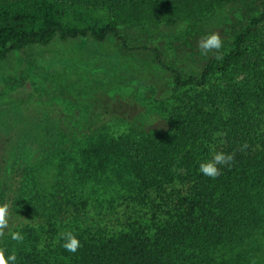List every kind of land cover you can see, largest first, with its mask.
Listing matches in <instances>:
<instances>
[{"label":"trees","instance_id":"16d2710c","mask_svg":"<svg viewBox=\"0 0 264 264\" xmlns=\"http://www.w3.org/2000/svg\"><path fill=\"white\" fill-rule=\"evenodd\" d=\"M239 1L260 12L235 27L220 60L201 54L187 69L138 45L142 27H197ZM57 41L151 53L171 74L167 124L138 131L97 113L32 120L15 103V121L0 122V203L23 240L5 229L0 250L14 264H264V0H0V65ZM86 70L97 89L115 73ZM68 77L55 74L54 89ZM217 151L235 158L213 179L198 168ZM69 230L76 253L61 246Z\"/></svg>","mask_w":264,"mask_h":264},{"label":"rangeland","instance_id":"374dc122","mask_svg":"<svg viewBox=\"0 0 264 264\" xmlns=\"http://www.w3.org/2000/svg\"><path fill=\"white\" fill-rule=\"evenodd\" d=\"M259 12L258 3L239 1L224 7L197 27L184 23L160 29L142 27L134 34L140 37L138 45L158 47L165 62L196 69L195 62L201 61L198 48L201 36L218 32L224 46L230 41L236 26ZM193 53L198 55L194 57ZM60 60L66 61L64 66L52 69L50 64ZM97 60L101 61L100 67ZM113 60L115 63L111 64ZM137 62L140 63L138 66ZM155 63L154 56L146 50L120 51L114 41L102 45V48L90 44L77 48L76 42L57 41L45 48L33 47L12 54L0 65V102L3 104L0 103V122H14V104L22 102L32 120L44 119L46 115L62 122L72 118L79 121L84 116L97 113L106 121L117 119L133 124L136 130H163L167 124V113L165 104L161 106V103H167L170 96L171 74L158 69ZM86 67L96 73L94 77L104 78L107 76L105 71L111 69L115 73L108 86L92 88V75L84 71ZM55 74H68L73 81L68 84V78L61 80L54 89L51 80ZM21 77H24V82H21ZM14 79H19V89L11 90L10 84ZM85 82L90 83L89 89L77 87ZM85 112L88 114L84 115Z\"/></svg>","mask_w":264,"mask_h":264},{"label":"clouds","instance_id":"9594fccd","mask_svg":"<svg viewBox=\"0 0 264 264\" xmlns=\"http://www.w3.org/2000/svg\"><path fill=\"white\" fill-rule=\"evenodd\" d=\"M223 46L222 37L218 32H212L201 36L198 42V48L203 55H207L210 52H216L215 58L217 60L222 59L219 54V50ZM248 147L247 143L242 146V150ZM234 153H224L217 151L213 154L209 160L202 161L199 164L198 171L204 176L210 178H216L221 174L220 165L232 166L234 161ZM9 229V205L7 203H0V237L5 235L4 230ZM9 234L12 240L22 241L23 235L19 231H12L9 229ZM59 239L63 240L61 245L65 250L71 253H76L80 247L79 238L72 231H63L59 234ZM16 261V255L12 254L6 256L3 250H0V264H14Z\"/></svg>","mask_w":264,"mask_h":264}]
</instances>
